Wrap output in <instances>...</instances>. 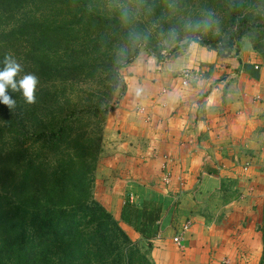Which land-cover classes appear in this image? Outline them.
Here are the masks:
<instances>
[{"label": "trees", "instance_id": "1", "mask_svg": "<svg viewBox=\"0 0 264 264\" xmlns=\"http://www.w3.org/2000/svg\"><path fill=\"white\" fill-rule=\"evenodd\" d=\"M183 1L0 0V62L10 54L21 76L39 79L35 104L11 89L16 107L0 103V264H152L92 198L105 118L124 90L119 72L140 48L161 65L190 43L224 57L249 30L264 38L254 0H210L229 10L225 39L193 35L169 49L180 30L158 36L179 22ZM160 214V204L125 202L119 221L150 241ZM256 229L264 264V184Z\"/></svg>", "mask_w": 264, "mask_h": 264}, {"label": "crops", "instance_id": "2", "mask_svg": "<svg viewBox=\"0 0 264 264\" xmlns=\"http://www.w3.org/2000/svg\"><path fill=\"white\" fill-rule=\"evenodd\" d=\"M180 53L159 65L156 60L140 52L120 70L123 95L116 107L106 115L102 132V138H108L105 145H109L105 151L109 155L104 161L105 166L109 170L123 169L121 173L124 178H132L133 173H137L138 178L144 180L141 183L146 185L151 177H157L156 174L160 178L161 160H165L171 172V180L166 187L176 192L173 198L179 202L174 208L176 212L172 215L173 219L174 216L187 215L185 202L194 178L193 155L195 151L199 153L197 149L203 152L202 141L206 135L212 139L221 136L249 138L251 131L245 129V124L249 126L252 117L261 114L262 105L259 100L264 101L262 66L244 59L240 66L234 68V95L220 99L217 88L207 84L216 73L213 70L217 66L212 71L209 69L213 64L224 67L231 59L217 57L214 52L194 43ZM181 69H188L196 77L203 75L205 81L195 83L193 79L187 87H181L177 78ZM203 92L208 94L201 101L199 95ZM139 108L143 109L142 113L136 112ZM100 156L101 153L97 173L103 169ZM117 161L122 165L118 166ZM124 197L120 204L125 200ZM105 208L130 240L138 244L146 242L153 264L203 263V260L187 253L190 250H187L188 247L192 248L199 242L196 237L197 228L190 220H183L190 222L191 226L183 237L180 247L182 251H178L171 240L163 238L160 232L162 229H173L172 217L164 218L166 214L163 215L162 206L158 221L159 233L150 241L143 240L119 221L121 206L118 203L109 200Z\"/></svg>", "mask_w": 264, "mask_h": 264}, {"label": "rangeland", "instance_id": "3", "mask_svg": "<svg viewBox=\"0 0 264 264\" xmlns=\"http://www.w3.org/2000/svg\"><path fill=\"white\" fill-rule=\"evenodd\" d=\"M186 1L183 2L186 3ZM251 7L253 9L252 23L264 25V10L259 7L258 1H252ZM185 10L179 18V22L172 24L173 28L169 29V32L160 28L162 31L158 38L162 42L173 40L175 30H180V42L171 44L169 49L174 45L182 47L181 45L187 39H193V35H198L199 38L204 37V39L215 35L222 40L225 39L229 30V10L223 4H213L210 0H190L186 13ZM201 47L214 52L209 46L201 45ZM217 47L216 45L213 48ZM260 47H263L264 50V38L259 32L249 30L239 41L234 43L229 54L224 56L231 61L228 60L224 67L218 64L210 66V71L215 66L217 68L215 67L213 70L216 73L207 81V84L217 88L220 99L234 95L233 89L236 82L234 68L237 65L240 66L244 59L253 61V64L262 66L264 70V56L262 55L264 53ZM169 49L166 52H169ZM182 51L184 50L180 49L178 53H182ZM140 52L148 56L141 48L138 53ZM163 55H166L165 52ZM218 70L219 72H217ZM203 78V75L198 76L194 82L205 81ZM261 86L264 87V81ZM119 91L115 93V105L123 95V92ZM207 92L210 93L211 90L208 89ZM207 92L199 95L201 101L204 96H207ZM259 102L262 105L261 114L256 118L252 117L249 126H247L248 123L245 124V129L248 128L251 131L249 138L221 136L212 139L206 135L202 141L204 146L201 150L203 149V152L201 153L199 149H197L199 153L195 151L192 163L194 178L193 183L189 186V196L185 202V209L188 210L187 215L174 216L173 219L172 215L176 212L174 208L179 202L173 198V194L176 195V192L169 190L167 185L164 186L161 180L159 181L161 176L159 178L156 174L157 177H151L145 185L141 183L144 180L139 179L137 173H133L132 178L127 179L121 173L123 169L120 170L119 167V170L107 169L104 162L109 157L108 154H105L109 148V145H105V141L108 139L106 137L101 141L100 159L103 169L94 174L91 191L93 200L105 211H107L105 203L109 200H113L122 207L120 201L128 193L132 195V205L136 207L147 202L160 204L163 215L166 214L164 218L169 216L171 219L172 217L171 221L173 222V229L160 231L162 237L171 240L177 231L175 228L178 227L176 226H180L184 219L190 220L197 228L196 237L199 242L192 248L188 247L187 250H190L187 253L203 260L202 264L205 262L206 264H257L261 244L256 228L261 218L264 184V101L259 100ZM210 145H212L211 148H209ZM161 161L162 164L166 163L165 160ZM117 164L118 166L122 165L119 161ZM169 175L171 176V172ZM133 243L151 262L146 242ZM177 249L182 251L180 248Z\"/></svg>", "mask_w": 264, "mask_h": 264}, {"label": "clouds", "instance_id": "4", "mask_svg": "<svg viewBox=\"0 0 264 264\" xmlns=\"http://www.w3.org/2000/svg\"><path fill=\"white\" fill-rule=\"evenodd\" d=\"M0 63L3 64L0 68V103L6 105L9 110L16 107V101L6 94L7 90L11 89L12 92L19 93L27 105L35 104L38 77L33 73L21 76L22 65L10 54L5 55Z\"/></svg>", "mask_w": 264, "mask_h": 264}, {"label": "built area", "instance_id": "5", "mask_svg": "<svg viewBox=\"0 0 264 264\" xmlns=\"http://www.w3.org/2000/svg\"><path fill=\"white\" fill-rule=\"evenodd\" d=\"M196 74L190 72L188 69H181L178 73H177V78L180 80V86L181 87H187L188 84L190 83V81H192L193 79H195ZM138 113H142L143 109L139 108L137 109ZM160 171H161V183L165 186L168 185L170 180H171V176L169 175V169L167 168L166 164L163 163L160 165ZM125 202L128 203H133V197L131 194H128L125 197V200L123 201L122 204H124ZM191 226V223L186 221L184 222L175 232L174 236L171 238V243L175 246V248H180L182 247V240L183 237L189 232V228Z\"/></svg>", "mask_w": 264, "mask_h": 264}]
</instances>
